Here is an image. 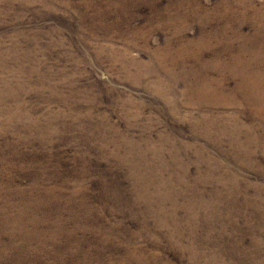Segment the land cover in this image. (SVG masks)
<instances>
[{
  "label": "rangeland",
  "instance_id": "1",
  "mask_svg": "<svg viewBox=\"0 0 264 264\" xmlns=\"http://www.w3.org/2000/svg\"><path fill=\"white\" fill-rule=\"evenodd\" d=\"M0 264H264V0H0Z\"/></svg>",
  "mask_w": 264,
  "mask_h": 264
}]
</instances>
